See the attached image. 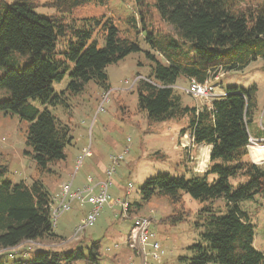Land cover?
Here are the masks:
<instances>
[{
	"label": "trees",
	"instance_id": "obj_1",
	"mask_svg": "<svg viewBox=\"0 0 264 264\" xmlns=\"http://www.w3.org/2000/svg\"><path fill=\"white\" fill-rule=\"evenodd\" d=\"M109 1L52 0L47 7L58 12L55 17L38 14L31 0L0 3V67L5 68L12 53L31 57L29 65L20 70L6 69L0 78V91L11 94L9 100L0 101V116L18 115L26 123L25 144L29 151L25 155L34 160L39 176L52 173V166L66 162V150L73 144L69 126L60 123L48 107L66 106L62 96L80 94L90 82L109 92L108 67L141 51L136 41L120 35L114 19L104 15L82 19L74 16L83 6ZM145 1L136 0L137 6L143 7ZM153 1L174 35L149 29L142 10L139 22L133 18L126 22L136 33L142 30L152 52L146 53L152 63L148 79L138 80L135 85L138 109L152 124L187 118L182 135L189 134L196 145L211 147L210 163L206 172H191L190 177L158 175L146 180L139 190L140 202L129 204L127 211L121 206V216H133V209L139 211L152 200L166 199L171 213L160 223L175 227L193 216L185 207L184 197L189 196L201 205L194 216V227L200 234L188 247L190 256L179 257V262L264 264V253L254 245V226L242 210L243 203L264 197V164L250 161L248 150L257 87L227 88L223 96L202 109L184 105L174 89L180 78L204 84L264 60V0L248 8H240L236 0ZM66 16L71 18L69 22ZM97 33L104 41L102 47L94 38ZM65 38L67 43L60 51L59 42ZM67 74L71 79L68 89L57 93L54 83L62 82ZM31 102H39L43 109ZM7 173L8 166L0 154V253L24 243L67 242L55 231L65 213L54 220L55 199L43 181L39 178L31 185L14 183L5 179ZM135 216L134 223L142 218L150 220L149 229L157 241L152 219ZM133 226L126 240L128 247ZM77 229L69 242L78 241L86 230ZM58 244L42 247L30 261L14 264H99L100 242L69 250L57 249ZM114 248L119 249V245Z\"/></svg>",
	"mask_w": 264,
	"mask_h": 264
},
{
	"label": "rangeland",
	"instance_id": "obj_2",
	"mask_svg": "<svg viewBox=\"0 0 264 264\" xmlns=\"http://www.w3.org/2000/svg\"><path fill=\"white\" fill-rule=\"evenodd\" d=\"M14 1L16 0H0V3L10 5ZM31 1L37 6L38 14L47 17L59 16L55 9L47 7L52 0ZM236 1L240 8H248L252 5L256 6L261 0ZM145 2L146 4L141 8L137 6L136 0H110L104 4L94 2L74 12V16L78 19L102 15L114 19L120 35L136 41L141 51L132 53L117 64L108 67L111 86L109 92L90 82L80 94L63 95L62 100L65 101L66 106L48 107L60 123L69 126L73 137L72 146L66 150L71 173L69 177L63 174L61 179L60 174L64 170L59 167L60 165L52 166V173L39 176L34 160L25 155V151H29L25 144L26 123L22 122L18 115L0 116V154L8 166L5 179L14 183L24 182L31 185L34 179L40 178L54 199L58 194L56 189L72 180L73 177L74 188L88 184L89 178L95 182L106 178L105 171L110 165L109 158L112 155L125 154L124 161L116 168V174L113 177L114 185L110 188L112 198L110 202L115 201L117 205L110 206V202L106 204L95 224L80 234L78 241L69 242L73 239L81 220L92 209L89 204L74 203L71 211L65 213L58 221L55 231L66 238L67 242L61 244L65 239H59L44 240L41 243H24L16 249L1 251L0 262L3 264H14L22 260L30 261L43 249L42 247L53 248L57 246V243H59L57 249L69 250L77 246H90L95 241L100 242L101 245L99 264H186L179 262L178 258L190 256L188 247L199 239L200 231L194 227V216L201 207L197 201L189 196L184 197L185 207L192 212L193 216L190 221L175 227L160 223L162 218L171 213V207L166 199L152 200L139 211L133 209V216H131L132 213L130 217L121 216L122 205L119 201H127L131 205L139 203L141 200L139 190L146 180L158 175L190 177L191 172H206L210 163L207 160L209 146L196 145L189 134L182 135L181 130L187 126V118L152 124L147 120L146 114L138 109L135 85L138 80L148 79L152 63L146 53L152 52L144 40L142 30L136 33L133 28L127 26L126 22L131 18L139 22V10H142L146 14L144 22L149 29L174 35L173 29L161 20L153 7L154 1L146 0ZM64 18L68 22L71 19L67 16ZM77 25L80 24L77 23ZM94 38L101 47L104 45L98 33ZM66 43V38L59 42L60 51L64 49ZM30 63V56L12 53L5 68L0 67V78L6 69L20 70ZM263 66L264 60L259 59L251 62L243 71L221 74L212 81L217 94L220 93L219 90L230 87L249 90L252 86H256L257 106L253 112L252 121L255 118L257 123L261 122V116L264 113ZM70 82V75L67 74L62 82L54 83L55 91L57 93L66 91ZM189 86L190 81L184 78H180L174 86L176 93L182 96L184 105L196 106L199 109L210 106L211 99L200 100L187 94L184 90ZM10 98L11 94L8 91H0V101H7ZM31 103L43 109L39 102ZM249 126H252V122ZM88 148L93 157H85L79 166L78 157H81L83 150ZM126 149H128L127 153L124 152ZM157 153L159 155L155 156ZM249 159L253 163L262 161L253 158L254 162L250 154ZM88 164L91 165L89 168L91 171L87 169ZM242 210L248 214L254 226L255 248L264 253V197H257L254 201L243 203ZM135 215L152 219V229L165 252L159 260L152 259L150 248L147 249V257L142 254L138 257L129 248L130 246H127V236L133 226ZM115 245H119V249H115Z\"/></svg>",
	"mask_w": 264,
	"mask_h": 264
},
{
	"label": "built area",
	"instance_id": "obj_3",
	"mask_svg": "<svg viewBox=\"0 0 264 264\" xmlns=\"http://www.w3.org/2000/svg\"><path fill=\"white\" fill-rule=\"evenodd\" d=\"M184 91L187 94H191L194 97L199 98L200 100H214L220 97V95L216 93L215 86L212 84V81H208L204 84H199L196 81L192 80L190 81V86ZM250 149H264V139H257L250 136L248 150ZM124 152L127 153L128 149H126ZM82 156L78 158L79 166L82 164L85 157L91 156L90 148L83 150ZM109 159L110 165L105 171L106 178L98 182H95L92 178H89L88 184H85L80 188H74L73 177L72 180L64 183L61 186L60 192L55 198V204L52 206V212L55 221L62 214L69 212L73 207V203L79 202L81 205H91L92 209L81 221L77 232L84 231L85 229L95 224L105 205L112 200L110 195V188L114 185L113 177L116 174L117 166L122 161H124L125 154L123 153L119 155H112ZM97 189L98 192L97 194H95ZM119 202L121 203L123 210L127 211L129 208V203L121 200ZM149 226V219H137L134 223L128 242L131 249L136 251L138 254L144 255L145 257H147V247L150 246L149 248H151L152 251L151 257L154 260H159L165 253L162 250L161 245L157 241H155V236L153 233H151ZM152 239H154V242L149 243Z\"/></svg>",
	"mask_w": 264,
	"mask_h": 264
},
{
	"label": "crops",
	"instance_id": "obj_4",
	"mask_svg": "<svg viewBox=\"0 0 264 264\" xmlns=\"http://www.w3.org/2000/svg\"><path fill=\"white\" fill-rule=\"evenodd\" d=\"M218 90V89H217ZM219 94L218 95H223V94H225V90H219ZM252 128V129H251ZM250 129V134H251V136L252 137H254V138H257V139H264V113L262 114V116H261V122H259V123H257L256 122V120H255V118L253 119V121H252V126L249 128ZM209 148V150H208V163L210 162V155H211V147H208ZM252 150L253 149H250L249 150V153H250V157H251V159H253V156H252ZM93 157V154L91 155V157H89V158H92ZM253 161H254V159H253ZM255 162V161H254ZM255 163H257V164H263L264 163V161H261V162H255ZM72 164V163H71ZM59 167H61V168H63V173L62 174H60V176H61V179H62V175L63 174H66L68 177L71 175V173H70V171H69V168H70V166L68 165V158H67V161L66 162H63L62 164H61V166H59ZM89 168H91V165L90 164H88V167H87V169L88 170H90ZM93 170H94V168H93ZM91 171V170H90ZM64 182H66V181H64ZM63 182V183H64ZM62 185H60V187H61ZM60 187H59V190H60ZM59 190H57V192H59ZM109 205L110 206H113V205H117L116 204V202L115 201H112V202H110L109 203ZM47 246H49V245H47ZM121 253H123L124 254V252H121ZM120 254V253H119ZM127 257H128V255H127ZM130 258V257H129ZM117 261V260H116ZM114 262H115V260H114Z\"/></svg>",
	"mask_w": 264,
	"mask_h": 264
},
{
	"label": "bare ground",
	"instance_id": "obj_5",
	"mask_svg": "<svg viewBox=\"0 0 264 264\" xmlns=\"http://www.w3.org/2000/svg\"><path fill=\"white\" fill-rule=\"evenodd\" d=\"M253 152V158L256 159V160H264V149L262 150H259V149H253L252 150ZM205 156V155H204ZM207 157V156H206ZM208 160V159H207ZM202 164V163H201ZM206 165V164H205Z\"/></svg>",
	"mask_w": 264,
	"mask_h": 264
}]
</instances>
